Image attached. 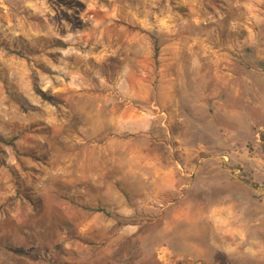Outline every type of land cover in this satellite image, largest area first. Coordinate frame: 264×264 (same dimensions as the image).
<instances>
[{
  "label": "clouds",
  "instance_id": "obj_1",
  "mask_svg": "<svg viewBox=\"0 0 264 264\" xmlns=\"http://www.w3.org/2000/svg\"><path fill=\"white\" fill-rule=\"evenodd\" d=\"M0 264H264V0H0Z\"/></svg>",
  "mask_w": 264,
  "mask_h": 264
}]
</instances>
